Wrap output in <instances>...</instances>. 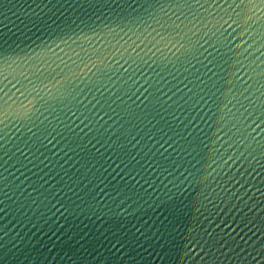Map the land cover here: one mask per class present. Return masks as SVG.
I'll list each match as a JSON object with an SVG mask.
<instances>
[{
  "label": "water",
  "instance_id": "obj_1",
  "mask_svg": "<svg viewBox=\"0 0 264 264\" xmlns=\"http://www.w3.org/2000/svg\"><path fill=\"white\" fill-rule=\"evenodd\" d=\"M0 264H264V0H0Z\"/></svg>",
  "mask_w": 264,
  "mask_h": 264
}]
</instances>
